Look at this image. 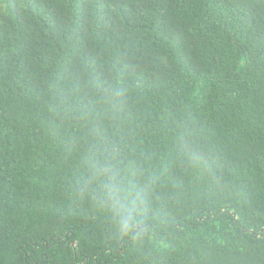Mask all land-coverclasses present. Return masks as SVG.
Here are the masks:
<instances>
[{
  "label": "trees",
  "instance_id": "16d2710c",
  "mask_svg": "<svg viewBox=\"0 0 264 264\" xmlns=\"http://www.w3.org/2000/svg\"><path fill=\"white\" fill-rule=\"evenodd\" d=\"M0 264H264V0H0Z\"/></svg>",
  "mask_w": 264,
  "mask_h": 264
},
{
  "label": "clouds",
  "instance_id": "9594fccd",
  "mask_svg": "<svg viewBox=\"0 0 264 264\" xmlns=\"http://www.w3.org/2000/svg\"><path fill=\"white\" fill-rule=\"evenodd\" d=\"M107 169L104 168H96L93 171V175L90 178V183L96 180L98 177L103 175ZM105 194L108 200L111 202V210L117 214H123L125 210V199L126 197L123 195L122 189L119 186V182L115 174L106 177V182L104 184Z\"/></svg>",
  "mask_w": 264,
  "mask_h": 264
}]
</instances>
